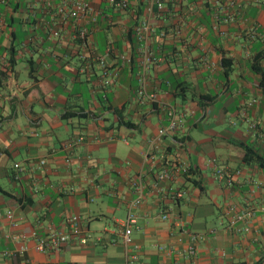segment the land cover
Wrapping results in <instances>:
<instances>
[{
	"label": "crops",
	"instance_id": "crops-1",
	"mask_svg": "<svg viewBox=\"0 0 264 264\" xmlns=\"http://www.w3.org/2000/svg\"><path fill=\"white\" fill-rule=\"evenodd\" d=\"M87 1L96 14L85 19V47L70 23H58L37 0L0 4V264L261 261L264 141L248 122L264 132V85L255 69L264 71V0H126L125 10ZM143 20L152 29L144 44L134 36ZM108 42L114 52L102 75L93 57ZM141 83L156 101L138 102ZM166 107L178 126L145 159ZM67 112L84 116L63 118ZM243 146L261 160H243ZM161 152L187 163L189 173L155 186ZM215 166L239 173L227 186L214 178ZM138 172L143 195L125 242ZM177 189L183 195L173 198ZM230 207L253 209L247 232L228 227ZM71 217V242L35 249L48 232L69 230ZM190 235L198 237L193 259L184 252Z\"/></svg>",
	"mask_w": 264,
	"mask_h": 264
},
{
	"label": "built area",
	"instance_id": "built-area-1",
	"mask_svg": "<svg viewBox=\"0 0 264 264\" xmlns=\"http://www.w3.org/2000/svg\"><path fill=\"white\" fill-rule=\"evenodd\" d=\"M9 0H0V4L6 5ZM106 4L117 10L127 9L126 0H104ZM40 3L43 10H54L55 19L58 23H70L72 30V38L79 41L81 46H86L89 36V31L85 26V21L89 19L94 22L96 10L90 5L87 0H37ZM86 19V20H85ZM2 25V19L0 17V26ZM152 29L147 21H141L134 28L135 38L142 44L146 42L147 37L151 33ZM114 52L113 47L110 42H108L104 51L100 55H94V59L101 66V74H105V59ZM81 58L84 57L81 55ZM150 61L149 55L145 54L142 60V70L146 67L147 63ZM143 74L139 76V81L142 82ZM154 102L156 101L154 92H146L142 86V83L139 87L138 93V102ZM165 123L158 126L155 135L147 141L145 159L148 157L150 150H153L160 139L165 136H170L175 132L178 126V117L173 107H166L164 111ZM248 128L253 131L259 138L264 141V132L259 128L257 121L251 120L248 122ZM76 140H81V137L78 136ZM71 145L70 141H67L63 146L67 147ZM158 166L154 174V185L158 182H173L179 176V170L183 175L189 173V166L185 162H181L177 157L167 158L163 152L158 155ZM65 162L68 163L69 159L65 158ZM44 164V160L41 159L38 161V165ZM15 173L13 174V179L17 178V172L20 171V167L15 165ZM239 173L238 170H229L225 167L215 166L213 175L214 178L218 181H222L225 185H231L234 181V177ZM130 186L134 191V197L129 201L126 209V216L123 223L122 236L123 240L126 242L128 240V235L131 229V223L134 222V213L133 208L136 207L142 198L143 195V181L142 174L138 172L134 178L130 181ZM252 192V191H251ZM183 195V190L177 189L172 193L173 198H179ZM262 210V209H261ZM230 215L227 219L228 227L234 228L235 230H241L247 232L249 230V221H251L253 216V209L251 207H243L240 209L229 208ZM161 219L166 218L165 213L160 214ZM76 217H71L69 219L70 229L67 231H51L48 232L44 237L36 239L34 247L39 251L56 249L61 245L71 242L73 238L76 237L77 225ZM240 222L242 225L237 227V223ZM178 225V224H176ZM196 235H190L186 245L184 246L185 255L193 259L196 254ZM179 240V238H178ZM164 247L159 246L158 249L162 250ZM26 250L25 245H20L17 249L19 253H22ZM134 258L133 256H131ZM128 264V262H127Z\"/></svg>",
	"mask_w": 264,
	"mask_h": 264
},
{
	"label": "trees",
	"instance_id": "trees-1",
	"mask_svg": "<svg viewBox=\"0 0 264 264\" xmlns=\"http://www.w3.org/2000/svg\"><path fill=\"white\" fill-rule=\"evenodd\" d=\"M255 69H257V70L261 73V77H262L261 79H262V80L260 81V83H261V85H264V71L260 70V69L257 68V67H255ZM8 83H9V81H8V79H7V80H5V81L3 82V85L7 86ZM87 114H88V113H85V116H86ZM89 115H90V116H94L92 113H89ZM73 116H78V117H80V116H84V114H81V113L78 114V113H70V112H67V113H64V114L62 115V117H63V118H66V119H68V118H70V117H73ZM118 123H119L120 125L127 126V127L132 126V124H131L130 122H128V121H124V120L122 119V116H120V115H118ZM242 150H243V155H242V159H243V160L248 159V158H249V159H250V158H253L255 161H259V160H261L260 157L254 155L253 152H252L249 148L243 146V147H242ZM189 170H190V168H189ZM260 262H264V258H263L261 261L257 262L256 264H260Z\"/></svg>",
	"mask_w": 264,
	"mask_h": 264
}]
</instances>
